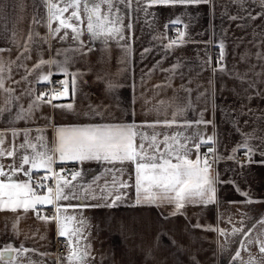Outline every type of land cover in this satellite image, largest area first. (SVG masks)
Here are the masks:
<instances>
[{
	"label": "crops",
	"instance_id": "0c3cea01",
	"mask_svg": "<svg viewBox=\"0 0 264 264\" xmlns=\"http://www.w3.org/2000/svg\"><path fill=\"white\" fill-rule=\"evenodd\" d=\"M53 2L63 8L69 0ZM96 3L99 0H91L89 8ZM111 4H100L107 20L103 33L93 38L82 0L80 20L70 21L81 32L73 40L71 29L53 33L58 20H51L52 28L48 27L46 0H0V170L5 173L0 182H29L40 196L47 195L49 188L54 192L57 181L71 182L64 189L69 200L38 204L27 212L5 210L9 189L0 193V264H76L68 259L73 249L87 250L88 264H243L250 258L260 264L264 256L258 243L264 240V6L260 0L198 4L111 0ZM72 10L62 18L67 19ZM173 28L178 29L176 35ZM65 32L68 35L60 39ZM41 60L57 63L34 67ZM60 64L79 74L74 94L72 77L61 71ZM49 73L47 81L41 79ZM55 78L68 81V95L52 99L48 94ZM40 93L47 95L37 100ZM30 104L35 107L29 112ZM67 104L72 108L64 107ZM22 110L25 118L17 119ZM133 123L139 126L137 147L141 135L148 137L145 159L139 162L147 164L149 157L164 154L163 159L177 163V154L187 150V158L199 157L203 168L207 153L211 174L217 177L215 201L188 202L171 215L174 203L147 202V182L141 188L142 202L136 203V162L61 160L54 153L58 128ZM153 135L159 150L148 148ZM208 137L213 139L197 150L195 144ZM37 152L54 155L51 170L33 168L31 160L23 170H11L24 156L31 158ZM66 167L78 169L75 180L59 175ZM34 176L46 186H34ZM121 182L128 187H120ZM116 196L122 199L104 206L113 204ZM45 211L52 216L44 217ZM54 217L66 226V235L58 234ZM247 229L251 230L243 235ZM60 239H67L68 246L57 254ZM9 247L12 251L5 252ZM237 251L240 257L234 260Z\"/></svg>",
	"mask_w": 264,
	"mask_h": 264
},
{
	"label": "snow or ice",
	"instance_id": "6c2138e0",
	"mask_svg": "<svg viewBox=\"0 0 264 264\" xmlns=\"http://www.w3.org/2000/svg\"><path fill=\"white\" fill-rule=\"evenodd\" d=\"M81 2L82 0H69V2L63 8H59L57 4L53 2V0H46L49 13L48 27L50 29L52 28V25L50 23L51 20H58L59 22V26L52 29L53 33L60 32L61 28L71 29L72 33L74 34L72 37L73 40L79 39L81 32L70 21H73V19H75L76 21L80 20L78 10L80 8ZM90 2L91 0H83L84 12L87 14V31L92 35L93 38H96L103 33L105 21L107 20V15L100 11V4H107L109 7H111L112 4L111 0H99V3H96L94 7L89 8ZM260 2L261 5L264 6V0H260ZM151 3L198 4L208 3V0H151ZM69 9H73L70 16H68L67 19L62 18V14L68 12ZM93 17H95V20L93 19ZM254 18L255 17H253V19ZM232 19L235 20L236 17H232ZM108 31L110 33L112 30L109 29ZM115 31H119V29H115ZM67 35L68 33L65 32V35L60 37V39H64ZM183 37L184 33H179V40L181 42L183 40ZM28 40H32V33L29 34ZM172 43H177V41H172ZM220 47L221 49H223V44H221ZM25 50H27V42L25 44ZM0 51H3V49H0ZM221 59H223V52L221 53ZM55 63H57L55 60H41L40 63L34 65V67L39 68L41 64ZM66 63L67 59L65 60L64 64ZM64 64H60L59 67L65 75H70L72 77L71 86L72 92L74 94L76 91L77 77L79 74L75 72L69 73L68 69L64 67ZM0 71H3L2 62H0ZM51 74L52 73L44 75L41 77V79L47 81ZM60 83L63 86V90H57L54 87L52 90L54 93L52 99L68 95V81H61ZM0 88H3L2 79H0ZM6 90L9 92L11 91L10 89ZM45 95L47 94L40 93L37 96V100H40ZM48 103H51V99L48 100ZM33 107H35L34 104L29 105V112ZM64 107L71 109L72 104L64 105ZM16 118H25L23 110L21 113L17 114ZM200 122L201 121H197V123ZM168 124L170 126V122H168ZM148 126L152 127L153 125ZM138 127V125L133 123L126 125L87 126L82 128H58L56 130L57 142L54 153L58 154L61 160L72 159L85 161L95 159L108 162L119 161L120 163H123L125 161L136 162V203L142 202L141 188L144 186L145 182H147V184L149 185V188L147 189V191L149 192L147 202L156 203L157 200H159L161 202L174 203L175 210L171 213V215H176L177 213H179L184 207L185 203L188 202H198L207 205L215 201L216 189L214 187V184L217 182V177H214L211 174V163L207 158V153L205 154L203 168L200 167L199 157H197L195 161L187 158V150H185L183 155L177 154V163H172L170 159H163L164 154H162L159 158L155 156L149 157L148 159L150 163L147 164L139 162L144 161L145 159V156L142 155V153L146 151L144 141H146L148 137L141 135V143L139 144V147H137V145L135 144V139L139 134L137 131ZM25 136H27V133H25ZM172 139L173 141H175L176 138L172 137ZM212 139V137H208L207 141L201 140L200 143L195 144L196 149L199 150L201 144L207 143ZM167 141L168 137H165V148L171 147L170 145H168ZM25 143H28L27 139L25 140ZM21 147H23V145H21ZM32 147L34 148L35 146L32 145ZM180 147L184 146L180 145ZM148 148L159 150L158 145L156 144V135L152 136V141L151 143H149ZM172 151L178 152V149L173 148ZM212 151L213 149L209 148V152ZM249 151H251V149H249ZM7 155L12 156L13 153L9 152L7 153ZM261 155H264V153H261ZM231 158L232 157H229V159ZM30 160L33 168L45 167L51 170L50 166L52 163H54V155H49L47 152H37L31 158L29 156H24L22 158L23 162L18 167L11 166V170H23L24 165L28 164ZM157 160H159V162H157ZM4 175L5 173L0 170V176ZM25 175H28V172H25ZM77 175H79V173L73 175V180L76 179ZM46 178L47 177H45L44 179ZM9 179L11 180V177H9ZM70 183L71 182L68 180H64L62 184L60 181H57L54 192L52 188H49L47 195L40 196L33 191L29 182L10 184H4L3 182H0V193H2L4 189H9L6 194L7 201H5L4 209L15 212L17 211V209L22 208L25 212H27L30 208H35V206L38 204H53L54 201L69 200L70 196L65 194L64 189L69 187ZM42 186V184H37V187ZM120 187L126 188L128 187V184L126 182H121ZM173 193L174 195H172ZM244 195L247 194L244 193ZM72 196H74L76 199H81V197L75 196V193H72ZM121 199L122 198L120 196H116L115 200H113V204L104 206L111 207ZM9 205H11L10 208L8 207ZM18 219L19 217L17 218V220ZM53 219L57 220L58 234L60 236L66 235V226L60 223L58 217H54ZM65 219H71V217H66ZM80 224L83 225L84 221L81 220ZM261 224L262 226H264V221H262ZM197 227H199V225H197ZM253 227H255V225H253ZM250 230L251 229H247L243 231L242 234L247 235L248 231ZM75 231H79V229ZM75 231L73 234H75ZM218 231L221 235H225L224 230L219 229ZM233 232H241V229H233ZM261 235H264V233H261ZM252 242L253 241L251 240L248 241V243ZM258 243L260 244V253L264 254V240H260L258 241ZM241 246H244L243 241L241 242ZM88 247H90V245ZM4 251H12V249L10 247L5 248ZM89 255L90 253L87 250L81 252L73 249L68 259L70 261H76V264H88V261L85 259V257ZM2 257L3 252H0V258ZM239 257L240 252L237 251L233 259L235 260ZM243 264H255V261L250 258L248 261H244ZM260 264H264V256H262Z\"/></svg>",
	"mask_w": 264,
	"mask_h": 264
},
{
	"label": "built area",
	"instance_id": "2783aa9c",
	"mask_svg": "<svg viewBox=\"0 0 264 264\" xmlns=\"http://www.w3.org/2000/svg\"><path fill=\"white\" fill-rule=\"evenodd\" d=\"M178 29L177 28H173L172 30V35H176ZM222 62V60H217V63L220 64ZM61 81H65V79H62V78H55L51 81L50 83V87H49V92L48 94L53 97L54 93H53V88L55 87L57 90H63V86L61 85ZM243 156H240L239 159H242ZM76 173H78V169L77 168H72V167H66V168H63L62 170H60V176L63 177V178H71L73 175H75ZM33 180V183H34V186L37 187V184H42L43 186L42 187H37L39 189H42L46 186V182L40 177V176H34L32 178ZM52 213L51 211H45L43 212V216L44 217H51L52 216ZM67 246H68V241L67 239H60L59 243H58V246L56 248V252L57 254H60V253H64L66 250H67Z\"/></svg>",
	"mask_w": 264,
	"mask_h": 264
}]
</instances>
